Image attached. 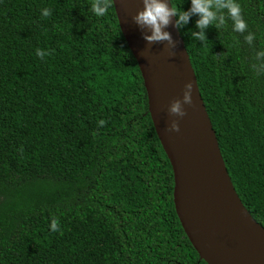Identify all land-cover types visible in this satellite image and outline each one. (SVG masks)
Segmentation results:
<instances>
[{
    "label": "trees",
    "instance_id": "trees-1",
    "mask_svg": "<svg viewBox=\"0 0 264 264\" xmlns=\"http://www.w3.org/2000/svg\"><path fill=\"white\" fill-rule=\"evenodd\" d=\"M93 2L0 0V264H207L177 216L114 3L96 16ZM238 2L244 33L226 18L198 41L195 14L178 29L234 188L264 228V73L250 67L264 0Z\"/></svg>",
    "mask_w": 264,
    "mask_h": 264
},
{
    "label": "water",
    "instance_id": "water-1",
    "mask_svg": "<svg viewBox=\"0 0 264 264\" xmlns=\"http://www.w3.org/2000/svg\"><path fill=\"white\" fill-rule=\"evenodd\" d=\"M113 3L145 81L155 130L173 168L175 208L188 239L207 264H264V228L234 188L175 15L162 28L171 41L149 42L144 37L150 29L134 19L143 10V0ZM190 82L193 103L187 105L183 95ZM172 101L181 103L183 117L168 113ZM172 119L178 120V132L166 131Z\"/></svg>",
    "mask_w": 264,
    "mask_h": 264
},
{
    "label": "clouds",
    "instance_id": "clouds-1",
    "mask_svg": "<svg viewBox=\"0 0 264 264\" xmlns=\"http://www.w3.org/2000/svg\"><path fill=\"white\" fill-rule=\"evenodd\" d=\"M113 0H94L91 9L96 16H103L107 9L111 6ZM143 10L139 11L134 17L135 22L141 27L150 29V34L144 38L151 41L169 40L170 34L162 31V28L169 23L171 16H177L176 25L181 26L188 23L189 17L193 14L199 18L196 21V27L200 29L191 35L198 41L206 39L204 29L209 25H215L217 28L224 25L226 18L232 21L233 32L244 33L247 24L242 17L241 5L238 0H190V8L187 11L178 10L174 7L172 0H143ZM44 16L49 15L47 8L42 9ZM254 34L249 32L244 36V41L251 45L254 40ZM37 55L43 56L44 53L37 50ZM251 69L257 74L264 73V48L255 53V63L250 65ZM186 91L183 95V101L187 105L193 103L191 97L192 83L185 85ZM168 113L174 117H183L185 110L179 101H172L168 106ZM103 124V121H100ZM166 131L178 132L179 124L177 119H172L166 126ZM52 230H57L58 224L53 220L50 225Z\"/></svg>",
    "mask_w": 264,
    "mask_h": 264
}]
</instances>
